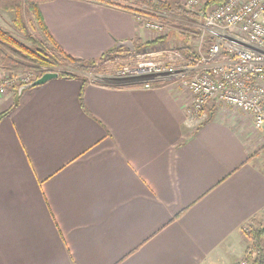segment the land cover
Masks as SVG:
<instances>
[{"label":"crops","instance_id":"1","mask_svg":"<svg viewBox=\"0 0 264 264\" xmlns=\"http://www.w3.org/2000/svg\"><path fill=\"white\" fill-rule=\"evenodd\" d=\"M40 11L78 59L161 36L97 2L50 0ZM75 73L84 85L57 77L17 103V89L0 96V114L10 110L0 119V264L241 261L244 228L264 225V144L252 118L214 104L191 119L193 95L179 81L146 88Z\"/></svg>","mask_w":264,"mask_h":264},{"label":"built area","instance_id":"2","mask_svg":"<svg viewBox=\"0 0 264 264\" xmlns=\"http://www.w3.org/2000/svg\"><path fill=\"white\" fill-rule=\"evenodd\" d=\"M207 3L208 0H187L183 4L190 10L196 8L201 15L203 33L210 31L222 39L221 33L229 32L235 42L223 46L216 39L208 48L202 43L197 56L189 58L175 50L149 52L135 64L123 66L115 79L144 84L146 88L156 79L179 81L193 95L191 119L207 106L228 105L247 113L254 126L264 131V0H224L213 9ZM138 18L146 28L157 32L162 29L155 20L141 15ZM15 79L6 75L0 78V96L9 92ZM35 79L37 76L28 72L19 79L17 89ZM241 264L247 262L243 259Z\"/></svg>","mask_w":264,"mask_h":264},{"label":"trees","instance_id":"3","mask_svg":"<svg viewBox=\"0 0 264 264\" xmlns=\"http://www.w3.org/2000/svg\"><path fill=\"white\" fill-rule=\"evenodd\" d=\"M50 0H0V10H9L13 13L14 22L20 33L24 34L26 39L34 44L35 48L27 46L21 40L16 38L8 29L0 26V64L6 71L32 70L36 73L37 78L47 71H58L60 77L80 79L84 85L86 78L75 73L78 70L86 73H99L104 63L112 61L115 54L126 51L129 57L134 55L141 56L146 54L137 50L136 44L139 41H132L134 51L128 49L123 43L113 47L103 53L97 59H78L66 54L62 47L56 43L54 38L47 30L42 19L40 4ZM92 1L105 5L115 6L134 12L137 15L144 16L148 19L160 20L158 11H168L177 13H187L182 7V3L175 0H81ZM224 1V0H219ZM23 8L31 12L41 30L44 32L45 41H38L27 33L24 25ZM191 14H195L189 12ZM162 38V37H160ZM160 40V39H159ZM158 39L150 41L148 46L155 44ZM142 48V47H141ZM190 48V47H189ZM190 53V52H189ZM194 56V53H192ZM190 56V55H188ZM191 57V56H190ZM71 68L72 70L62 69V67ZM80 101L82 102V91L80 92ZM10 110L0 114V119L6 116ZM248 239V245L244 253V260L247 264H264V225L257 221H252L249 225V231H244ZM242 259V260H243ZM241 260V261H242ZM241 261L235 264H241Z\"/></svg>","mask_w":264,"mask_h":264},{"label":"rangeland","instance_id":"4","mask_svg":"<svg viewBox=\"0 0 264 264\" xmlns=\"http://www.w3.org/2000/svg\"><path fill=\"white\" fill-rule=\"evenodd\" d=\"M219 2V0H208V7L213 9ZM206 4V5H207ZM183 9L185 11H189L195 14H191L189 12L187 13H177L176 11L174 12H168V11H158L159 16L161 17L160 20H155V22L159 23L162 25V29L160 32H156L154 30H151L147 28L148 30L158 33L161 35L160 37L166 38V46L163 47L161 45V40L162 38H157L159 41L155 42V44L148 46V43L150 41L144 42V43H137L136 47L138 52L140 53H149L153 52L155 50H163V49H169V48H175V47H183V46H189V47H194V49H198L199 45L203 43V46L209 47L210 44L216 41V39H219L220 43L224 46L227 45L228 43L235 42L233 41V35L232 33L229 32H222V39L221 37L219 38L217 35H213L215 33L210 32V31H204V24H203V18L201 15L198 13L196 8H193L190 10L189 7H187L185 4H181ZM205 7V6H204ZM203 7V8H204ZM200 11V10H199ZM23 17H24V25L27 29V33L29 36L35 38L36 40L42 42L45 41V35L44 32L41 30L39 24L36 22L34 19L33 15L31 12H29L26 8L24 10L23 8ZM0 26L3 28H7L10 30V32L19 40H21L23 43H25L27 46L35 48L34 44L31 43L26 39L24 34L20 33V31L17 29L16 23L14 22V16L13 13L9 10H0ZM209 29V28H208ZM199 33V35L197 34ZM213 33V34H212ZM235 35V34H234ZM154 41V40H152ZM161 42V43H160ZM165 43V42H163ZM245 44V43H243ZM247 46V45H245ZM127 47V46H125ZM142 47V48H141ZM128 48V47H127ZM130 49V48H128ZM135 49V47H134ZM131 51H134L131 49ZM197 52V50H196ZM195 52V53H196ZM197 54V53H196ZM156 58L161 57L160 55H156ZM138 59V60H137ZM140 60V56L134 55L133 57H129L126 51H122L119 53L115 54V58L112 59V61L104 63L101 66L99 73H92V74H98L97 76L94 77H99L101 78L102 75H108L109 77L116 78L119 75V71L121 68L127 64H135ZM2 67V66H1ZM62 69H68L72 70L71 68L66 67L64 65ZM73 71V70H72ZM76 72V70H74ZM78 71V70H77ZM28 72H33L35 75L36 73L32 70H16V71H7L6 76L9 77H16L13 86H10L8 88L9 92L13 89H17V84L19 82V79L23 78ZM116 80V79H115ZM214 106V105H213ZM209 107V106H207ZM206 107V108H207ZM234 108V107H233ZM237 111H240L236 109ZM242 112V111H241ZM247 123V122H246ZM248 124V123H247ZM249 128L251 132L254 133V136H256V139H261L262 143L264 144V131L258 130L254 124L251 121V125L249 124ZM253 129V130H252Z\"/></svg>","mask_w":264,"mask_h":264},{"label":"water","instance_id":"5","mask_svg":"<svg viewBox=\"0 0 264 264\" xmlns=\"http://www.w3.org/2000/svg\"><path fill=\"white\" fill-rule=\"evenodd\" d=\"M122 45L127 46L128 48L134 50V47L132 46L133 45L132 41H127V42L123 43ZM57 77H60V73L58 71H47L42 76L38 77L37 79H35L31 83L20 86L17 89L16 103L18 102L20 95L22 94V92L25 89L42 85V84L48 82L49 80H51L53 78H57Z\"/></svg>","mask_w":264,"mask_h":264}]
</instances>
